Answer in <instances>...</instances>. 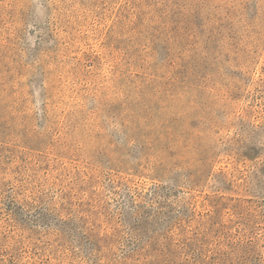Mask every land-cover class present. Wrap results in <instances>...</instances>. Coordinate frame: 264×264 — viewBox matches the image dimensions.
I'll use <instances>...</instances> for the list:
<instances>
[{
    "label": "rangeland",
    "instance_id": "rangeland-1",
    "mask_svg": "<svg viewBox=\"0 0 264 264\" xmlns=\"http://www.w3.org/2000/svg\"><path fill=\"white\" fill-rule=\"evenodd\" d=\"M0 264H264V0H0Z\"/></svg>",
    "mask_w": 264,
    "mask_h": 264
}]
</instances>
